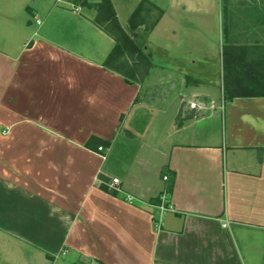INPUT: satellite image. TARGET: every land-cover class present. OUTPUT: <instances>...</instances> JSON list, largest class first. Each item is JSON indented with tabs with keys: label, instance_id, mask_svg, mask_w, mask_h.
<instances>
[{
	"label": "crops",
	"instance_id": "obj_1",
	"mask_svg": "<svg viewBox=\"0 0 264 264\" xmlns=\"http://www.w3.org/2000/svg\"><path fill=\"white\" fill-rule=\"evenodd\" d=\"M75 1L0 0L14 34L0 36V241L36 252L40 264H264V97L223 100L220 64L224 41L264 44V0H228L225 14L223 0H151L163 14L143 39L142 27L125 30L122 3L110 0L152 55L140 84L101 66L113 40ZM138 2L125 7L126 24ZM167 8L168 53L200 63L211 39L216 84L200 69L164 67L146 49ZM166 68L179 79V103L157 117L159 159L146 162L163 183L140 179L132 193L107 161L146 110L164 114L145 94ZM187 84L203 87L186 100ZM91 137L109 145L97 151ZM112 177L116 194L100 187ZM163 192L172 209L160 217Z\"/></svg>",
	"mask_w": 264,
	"mask_h": 264
},
{
	"label": "rangeland",
	"instance_id": "obj_2",
	"mask_svg": "<svg viewBox=\"0 0 264 264\" xmlns=\"http://www.w3.org/2000/svg\"><path fill=\"white\" fill-rule=\"evenodd\" d=\"M51 1L53 0H48V3H52ZM155 1L161 4L166 3V0ZM79 2L80 0L75 1V3ZM89 2L94 3L97 1L90 0ZM115 2L117 3V5H119L118 3H122V8H118V16L120 19V23L123 25L125 30L128 31L125 20L127 9L125 10V7L130 4V0H115ZM73 6L75 7V5ZM2 8L3 6L0 3V36L13 39V30H10L7 23H5V20H2V18H6L5 14L2 13ZM83 8L92 10L91 8H86L85 6H83ZM171 13H173V10L167 8L165 18L162 19L161 23H159L157 31L153 33L150 39L151 44H146V49H152L154 53V59L158 64L164 67H169L172 65H178L175 63H179L181 65L179 67H183L182 69H189V71H194L193 69H197L198 71L200 69L199 71H203L207 79H210L212 83L216 84L218 82L220 65L218 53L216 50L217 46L215 48V45L211 41V39L209 40V46L211 50L208 53L207 58L203 61H200V63L198 61V63L194 64L191 63V60L185 61V59H179V57L172 56L168 53L170 49L168 47L170 44L167 40L161 37L164 36L163 34H161V30L163 31L164 28L167 29L169 14L171 15ZM208 19L212 20V17L209 16ZM14 33H16V31ZM144 34L145 32L143 30L141 35L139 34L138 38L141 37V39H143L142 35ZM136 36L137 35H135L134 37L136 38ZM140 41L141 40H138V42ZM161 46H163L165 50H162ZM143 49L145 50L144 47ZM160 70L161 71H158V73L156 74L159 82L158 85L156 87H153L152 91H150V94H145V99L147 101H155L153 102L156 105L155 109L160 108L161 111L164 110V114L158 111L152 112L150 109L146 110L145 115L143 116V120L136 125V128L134 130L136 133L134 134V137L132 139L126 140L119 139L114 144L106 165L110 169L112 174H115L119 177L125 176L126 178H128V187L129 189H131L132 193L135 192V186L140 183V179H143L147 182H153L155 185L163 183V181L161 180L160 171L154 168L152 165H146V162L155 164L157 163V159H159L158 154L152 151V148L159 145L163 135L159 134L160 129L155 130L162 124L161 120H158L157 117L171 116V111L179 103V93L176 86L178 84V81H176L178 79L177 75H173V72L169 71V68ZM166 80L167 82H165ZM195 87H197V85L187 84V89L185 91L186 100L192 97L191 93L193 91L199 90L203 86H198V88L196 89ZM145 117L148 118V120L145 119ZM200 124L201 123L197 124V126H199ZM208 125L212 126L213 130L218 127L216 131L219 132V125L215 123H208ZM150 128H153L156 134H151L149 132ZM124 165L126 167L125 171H123ZM30 253L31 251L24 252L16 246L14 247L9 244L7 245V242L0 241V264H40L41 257L39 256V254L33 252V254L30 255ZM61 259H64V257L60 256V260Z\"/></svg>",
	"mask_w": 264,
	"mask_h": 264
},
{
	"label": "trees",
	"instance_id": "obj_3",
	"mask_svg": "<svg viewBox=\"0 0 264 264\" xmlns=\"http://www.w3.org/2000/svg\"><path fill=\"white\" fill-rule=\"evenodd\" d=\"M228 0H223V12L226 13ZM94 10L93 22L112 40L113 45L104 57L101 66L121 75L126 83L140 84L155 65L151 53L143 49V42H137L119 24L110 0L79 2ZM163 14V10L151 0H139L127 19L131 33L142 27L150 32ZM226 24L223 23V34ZM221 90L223 100L236 97H264V44H231L224 41L220 49ZM188 80V76H185ZM194 83L198 80L193 79ZM96 146L107 147L108 142L91 137ZM113 194L116 191L100 185ZM159 203V197L155 198ZM92 264H102L93 261Z\"/></svg>",
	"mask_w": 264,
	"mask_h": 264
},
{
	"label": "built area",
	"instance_id": "obj_4",
	"mask_svg": "<svg viewBox=\"0 0 264 264\" xmlns=\"http://www.w3.org/2000/svg\"><path fill=\"white\" fill-rule=\"evenodd\" d=\"M36 21V23H39V20L38 19H36L35 20ZM189 106L190 107H195V103L194 102H190L189 103ZM103 150V148L101 147V146H98L97 147V151H102ZM166 176H163V179L164 180H166ZM118 184H119V179L117 178V177H112L111 178V181H110V183L108 184V189H110V190H114V191H118ZM167 200H166V193L165 192H163L160 196H159V204H158V206H157V208H158V213H159V216L161 217L166 211H169V210H171L172 208H171V206L169 205V204H167V202H166ZM158 221H159V219H158Z\"/></svg>",
	"mask_w": 264,
	"mask_h": 264
},
{
	"label": "water",
	"instance_id": "obj_5",
	"mask_svg": "<svg viewBox=\"0 0 264 264\" xmlns=\"http://www.w3.org/2000/svg\"><path fill=\"white\" fill-rule=\"evenodd\" d=\"M135 35V34H134Z\"/></svg>",
	"mask_w": 264,
	"mask_h": 264
}]
</instances>
